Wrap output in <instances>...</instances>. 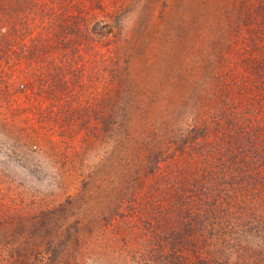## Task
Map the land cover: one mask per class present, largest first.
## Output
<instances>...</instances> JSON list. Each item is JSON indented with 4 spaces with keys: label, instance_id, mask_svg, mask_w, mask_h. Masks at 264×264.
Returning a JSON list of instances; mask_svg holds the SVG:
<instances>
[{
    "label": "rangeland",
    "instance_id": "obj_1",
    "mask_svg": "<svg viewBox=\"0 0 264 264\" xmlns=\"http://www.w3.org/2000/svg\"><path fill=\"white\" fill-rule=\"evenodd\" d=\"M0 264H264V0H0Z\"/></svg>",
    "mask_w": 264,
    "mask_h": 264
},
{
    "label": "trees",
    "instance_id": "obj_2",
    "mask_svg": "<svg viewBox=\"0 0 264 264\" xmlns=\"http://www.w3.org/2000/svg\"><path fill=\"white\" fill-rule=\"evenodd\" d=\"M254 177H256V176H254Z\"/></svg>",
    "mask_w": 264,
    "mask_h": 264
}]
</instances>
